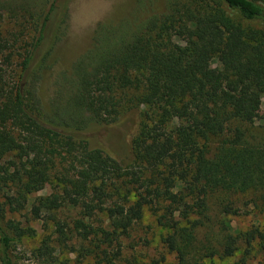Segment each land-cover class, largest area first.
Listing matches in <instances>:
<instances>
[{
    "label": "trees",
    "instance_id": "16d2710c",
    "mask_svg": "<svg viewBox=\"0 0 264 264\" xmlns=\"http://www.w3.org/2000/svg\"><path fill=\"white\" fill-rule=\"evenodd\" d=\"M56 1L41 15L27 2L2 6L31 36L0 21V264H17L14 247L26 233L7 213L48 185L53 193L31 214L86 241L93 264H118L121 238L162 203L163 240L178 264L264 260L261 226L242 232L231 220L264 216V147L247 141L264 100V30L237 21L264 25V0H168L135 32L100 38L46 108L38 85L60 37L58 22L49 23ZM132 114L139 126L128 158L83 137ZM213 139L222 141L211 147ZM64 208L78 210L71 228L58 216ZM50 251L47 240L37 250L41 258Z\"/></svg>",
    "mask_w": 264,
    "mask_h": 264
},
{
    "label": "rangeland",
    "instance_id": "374dc122",
    "mask_svg": "<svg viewBox=\"0 0 264 264\" xmlns=\"http://www.w3.org/2000/svg\"><path fill=\"white\" fill-rule=\"evenodd\" d=\"M26 2L40 15L42 11L48 12L53 5V0H0V21L3 22L2 26L5 30L19 35L22 33L29 42L31 34L28 33L31 29H22L23 20L11 18L9 10L2 8V6L8 7L11 4L24 5ZM167 2L168 0H57L55 4L57 7L50 16L54 22L49 23L54 28L57 27L55 24L58 22L60 37L38 85L40 99L44 106L51 108L61 92L59 82L69 78L78 60L98 48L100 38L135 32L149 16L163 12ZM3 16L4 19H2ZM237 21L245 28L264 30V25L261 23L247 22L241 18H237ZM21 61V59H16L14 66L16 67ZM125 94L132 98H139L142 91L130 89ZM141 109L146 108L143 105ZM136 119L137 117L132 114L130 119L125 120L121 125H114L109 129L96 132H85L83 137L92 144V147H105V150L114 158H128L131 154L132 136L136 127L139 126ZM263 123L264 100L258 121L248 130L249 144L264 147ZM221 141L222 139H213L210 146L216 147ZM52 193L53 187L48 185L42 191L29 196L27 207L24 210L18 213H7L8 219L21 224L26 230L25 235L14 247V253L18 257L17 264H93L94 254L88 255L82 252L83 247H88L86 241L76 235H68L67 239L61 237L56 232L54 224L44 219L46 214L43 220H36L31 214L32 205L37 203L39 198L48 197ZM166 206L167 203H162L145 208L143 219L121 238L123 251L118 264H151L162 260L161 264H178L177 254L169 250L163 240L170 231L159 223V217L164 214ZM257 214L256 211H252L247 217H234L231 219L232 224L235 229L242 232H246L254 224L260 225L264 231V216ZM78 215V210L71 208L61 209L58 213L60 219L68 222L69 228L72 227L71 219L77 218ZM179 216L180 214L177 213L176 218ZM101 221L104 223L103 220ZM201 237L199 233L197 238L200 240ZM45 240L50 246L51 254L41 258L37 250ZM255 247L257 249L256 244ZM257 256V259L250 260L249 264H264L263 255ZM189 260L190 264L236 263L234 258L203 257L202 259L200 256H194V259L189 258Z\"/></svg>",
    "mask_w": 264,
    "mask_h": 264
}]
</instances>
